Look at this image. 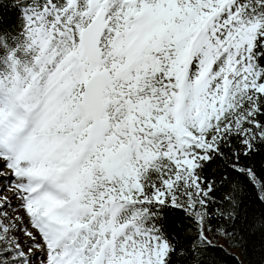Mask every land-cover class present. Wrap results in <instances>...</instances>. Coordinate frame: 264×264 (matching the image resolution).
<instances>
[{
    "label": "snow or ice",
    "instance_id": "6c2138e0",
    "mask_svg": "<svg viewBox=\"0 0 264 264\" xmlns=\"http://www.w3.org/2000/svg\"><path fill=\"white\" fill-rule=\"evenodd\" d=\"M257 158L264 0H0V264H220Z\"/></svg>",
    "mask_w": 264,
    "mask_h": 264
},
{
    "label": "trees",
    "instance_id": "16d2710c",
    "mask_svg": "<svg viewBox=\"0 0 264 264\" xmlns=\"http://www.w3.org/2000/svg\"><path fill=\"white\" fill-rule=\"evenodd\" d=\"M259 165H264V159L257 158L256 161ZM249 219L254 224L255 236L251 241V246L247 251L243 249L231 248L228 246V242L223 238H216L215 243L219 246L218 241L222 239L224 241L223 251L217 253L220 264H261L262 252L264 249L260 243V229L261 225H264V207L260 205H251ZM235 250L241 257V261L238 257L232 254L230 251Z\"/></svg>",
    "mask_w": 264,
    "mask_h": 264
},
{
    "label": "rangeland",
    "instance_id": "374dc122",
    "mask_svg": "<svg viewBox=\"0 0 264 264\" xmlns=\"http://www.w3.org/2000/svg\"><path fill=\"white\" fill-rule=\"evenodd\" d=\"M218 244L224 246V241H223L222 239H220V240L218 241ZM230 252H231L232 254L236 255L240 261L242 260L241 257L239 256V254L237 253V251L232 250V251H230Z\"/></svg>",
    "mask_w": 264,
    "mask_h": 264
}]
</instances>
